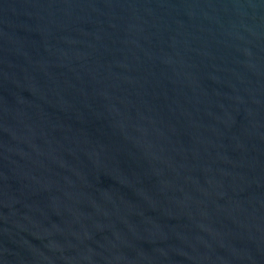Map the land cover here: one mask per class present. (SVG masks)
<instances>
[{
  "label": "water",
  "instance_id": "water-1",
  "mask_svg": "<svg viewBox=\"0 0 264 264\" xmlns=\"http://www.w3.org/2000/svg\"><path fill=\"white\" fill-rule=\"evenodd\" d=\"M0 264H264V0H0Z\"/></svg>",
  "mask_w": 264,
  "mask_h": 264
}]
</instances>
